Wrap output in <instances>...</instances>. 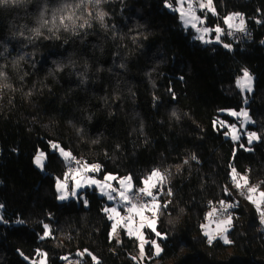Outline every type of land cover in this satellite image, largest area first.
<instances>
[{"label":"trees","instance_id":"obj_1","mask_svg":"<svg viewBox=\"0 0 264 264\" xmlns=\"http://www.w3.org/2000/svg\"><path fill=\"white\" fill-rule=\"evenodd\" d=\"M175 1L0 4V264H31L39 252L46 264H264L256 208L231 187L238 178L264 191V0H212L214 14L201 11L212 29L244 15L253 39L227 46L196 39L166 7ZM244 70L254 77L246 101L237 83ZM243 108L250 143L219 126L236 122L222 110ZM52 142L96 165L99 178L130 176L134 189L163 173L142 263L133 259L136 237L111 234L104 197L86 187L58 200L68 159ZM39 152L44 172L34 164ZM211 201L231 204L228 243L202 231ZM152 241L162 247L157 257Z\"/></svg>","mask_w":264,"mask_h":264},{"label":"rangeland","instance_id":"obj_2","mask_svg":"<svg viewBox=\"0 0 264 264\" xmlns=\"http://www.w3.org/2000/svg\"><path fill=\"white\" fill-rule=\"evenodd\" d=\"M201 4H203L204 7H201L200 6ZM189 5H191V9H189ZM166 7L169 10H172L178 13L182 26L186 29L191 28L195 33L194 36L196 39H199L204 43L214 41V42H220L224 44L225 46L227 45V43L224 42V39L225 41L227 39L221 36V32L216 31L217 28L221 29V26L218 25L213 29L211 27H208L205 24V19L200 14L201 11L204 13L211 12L214 14L215 8H214V4L212 0H211V4L208 3V0H184L182 4L179 3L178 0H176L175 3L173 4L166 3ZM182 12H183V18L181 15ZM227 17H232V15H227L225 19ZM230 23L234 24L233 17ZM193 24L195 25V27L192 26ZM204 29H208V31L205 32ZM21 55L26 58L24 53H21ZM244 71L239 75L238 80H241V78L244 75ZM247 72L249 73L251 77V82H250L251 90L249 91L247 86L245 87L238 86L243 97H245V101H246V96L250 94L254 89V77L249 71ZM245 84H247V81H245ZM244 112L247 113V117L244 116L243 114ZM221 113L234 117L236 120V122L230 123L228 121H224L223 119H220L219 126L222 129H227L226 135L234 141L237 140L238 138L240 139L242 135H245L248 137V140H247L248 143H250L249 133H248L249 131L246 129V126H247L246 124L252 122V120L248 115L247 109L243 108L241 111H236L233 109H226V110H222ZM233 113H236V115H233ZM215 124L216 125L218 124L216 120H215ZM234 136L238 138L234 139L233 138ZM254 140H256V137L253 138L251 142ZM54 145L58 147L54 148L53 147ZM60 149L62 148L59 146L58 143L56 142L51 143V150L54 152H57L63 159H65V157L61 155ZM41 153L42 152H39L34 157V164L39 170L44 172L45 171V167H44L45 155L43 154L41 156ZM38 156L41 158L40 165L36 163V158ZM71 157L72 158L68 160L74 163L75 168L79 167L82 164L86 168L87 171L94 172V169L95 170L97 169L96 165H88L86 167V165L83 164V161L81 160L80 157L79 158L73 157V156ZM155 171H158L163 177L162 180L153 177L152 180L150 181L151 184L156 185L155 187L150 188V191H152L153 196L155 197V200H153L152 197L143 195L142 202H140V204H136L137 207L132 209L131 211H129L130 205L123 202L119 198V196H117L116 199L109 200L108 195H106V193L112 192L113 189L124 190V187L129 183V180L127 178H130V183L132 185L133 191L139 189V188L134 189L132 179L128 175L119 177V176L109 173V174H106L103 178H99L95 176L94 179H89L86 176L79 175V172L75 171V173L72 176V181H71L73 182L72 185L67 180V178H64V179L58 178L57 182L59 181L60 184L63 185V187L58 188L57 182H56L55 187H56L59 201H66V200H69L70 198L77 199L80 190L88 186H91L94 191H96L100 196L104 197L107 201L105 210L112 209V208L116 209L115 212L106 211L112 222L111 234L112 235L116 234L119 231V229L122 228V229H125L129 235L136 237V239L138 238L137 242L139 244V253L137 256L133 257V259L138 263L139 262L142 263L144 261V258L146 257L145 246H146V243L148 242L146 240L144 229L145 228L151 229L150 227H148V225L150 222H153V221L155 223V228H156L157 212L160 206V202L158 198H159V195L163 191V185L165 182V177L163 173L159 170H155ZM149 176L146 179H148ZM106 177H109V178L106 179ZM91 180H96L99 183L92 184ZM77 181H79L80 186L77 185ZM121 181H124V185L121 184ZM142 187H145L144 183ZM252 188L256 189V191L255 192L249 191L248 200H250L249 196H251L252 199L250 201L252 202L255 201L254 203L260 205L264 199V197L261 196V193H264V191L257 189L255 185H251L250 189ZM113 194L115 195V193ZM62 195L65 197L64 199L60 198ZM220 202H223V201H220ZM212 203L213 202L211 201L207 204L209 208L205 216V220L201 225L202 231L207 236L208 239L209 237H211V241L218 238L225 243V238H226L227 241L229 242L228 232L232 224L231 218L222 217L218 215L217 209L211 206ZM257 214H258V211L256 212V217H257ZM229 218H230V223H226V221H228ZM0 222H4L3 207L1 204H0ZM141 222H144L146 225H144V223H141ZM155 243L158 244L160 248L162 249L159 242L155 241ZM141 244L144 245V255L143 256H141L140 254ZM153 253H155L154 244H153ZM29 262L31 264H46L47 263L46 254L44 252H39L38 257L35 260L29 261ZM66 264H80V263L77 258H71V259H66Z\"/></svg>","mask_w":264,"mask_h":264},{"label":"snow or ice","instance_id":"obj_3","mask_svg":"<svg viewBox=\"0 0 264 264\" xmlns=\"http://www.w3.org/2000/svg\"><path fill=\"white\" fill-rule=\"evenodd\" d=\"M8 2H9V0H0V4H6V3H8ZM89 2H91V3H95V4H99V3H100V0H89ZM178 2L182 4V3L184 2V0H178ZM80 3H81V4L84 3V0H80ZM208 3L211 4V0H208ZM77 6H78V5H77ZM200 6H201V7H204L203 4H201ZM189 9H191V5H189ZM104 15H105V14H104L103 12H101V13L99 14V17H98V18H99L101 21H103V17H104ZM181 15H182V18H183V12L181 13ZM237 15H238V14H237ZM66 19L71 20V19H72V16L70 15V16H68ZM231 20H232V17H227V18L225 19V23L228 24L229 27H232V26H233V25L230 23ZM242 25H243V21L241 20V25H237V27H238L239 30H241V31L243 30ZM192 26L195 27L194 24H193ZM204 31L206 32V31H208V29H204ZM216 31H217V32H220L221 30H220L219 28H217ZM226 46H227V45H226ZM245 81H247V84H245ZM250 82H251V77H250L249 73L247 72V70H245V71H244V75H243V77L241 78V80H238L237 83H238V86H241V87H245V86H247V87H248V90L250 91V90H251V88H250ZM243 114H244L245 117H247V113H246V112H244ZM233 115H236V113H233ZM255 137H256V134H255V133H249V142H251V140H252L253 138H255ZM233 138L236 139V138H238V137L234 136ZM53 147L55 148V147H58V146L54 145ZM60 152H61V155H63V156L65 157L66 160L72 158L70 152H67V151H65V150H63V149H60ZM42 155H43V153H41V156H42ZM36 163H37L38 165L41 164V158H40L39 156L36 158ZM233 172H235V169H233ZM153 177H155V178H157V179H160V180L163 179L162 175H161L158 171H155V170H154V171L151 173V175L149 176V178L146 179V180L143 182L144 185H145V187H141V188L137 189L136 192L141 193V194H143V195H145V196H148V197H152L153 200H155V197L153 196L152 191H150V188L156 186L155 184H151V183H150V181L152 180ZM108 178H109V177H106V179H108ZM127 179L129 180V183L124 187V190L113 189L112 192H110V193H106V195H108V199H109V200L116 199V197L119 196V198H120L123 202H125V203H127V204L130 205L129 211H131L132 209L136 208L137 205L134 204V203H132V200H133V198H134L135 193L133 192V188H132V185H131V183H130V178H127ZM91 183H92V184H98L99 182L96 181V180H91ZM245 183H247L246 180H245ZM121 184L124 185V181H121ZM77 185L80 186V185H79V181H77ZM240 186H241V185H240L239 183H237V187H240ZM57 187H58V188H61V187H63V185H61L60 182L58 181V182H57ZM249 191H250V192H255L256 189L252 188V189H249ZM113 193H115V195H114ZM73 194H75V193H73ZM261 196L264 197V193H261ZM60 198H61V199H64L65 197L62 195ZM249 199L251 200L252 197L249 196ZM254 202H255V201H254ZM221 203L223 204V202H221ZM225 210H226V208H225ZM257 210L260 211L259 206H258ZM106 211H112V212H115L116 209H115V208H112V209H106ZM214 211H215V210H214ZM210 215H211V214H210ZM261 218H262V222H264V212L261 213ZM226 223H230V218H229L228 221H226ZM47 227H48V226L45 225V229H47ZM148 227H150V228L152 229L153 232L156 231L154 221H153V222H150L149 225H148ZM45 235H48L47 231L45 232ZM156 235H157V236H161V233L156 232ZM209 242L211 243V237H209ZM152 243L155 245V253H154V255H155V256H159V255L161 254V252H162V249L160 248V246H159L158 244L155 243V241H152ZM225 243H228V241H227L226 238H225ZM140 254H141V256L144 255V245H143V244L140 245ZM94 259H95V258H94Z\"/></svg>","mask_w":264,"mask_h":264},{"label":"built area","instance_id":"obj_4","mask_svg":"<svg viewBox=\"0 0 264 264\" xmlns=\"http://www.w3.org/2000/svg\"><path fill=\"white\" fill-rule=\"evenodd\" d=\"M238 14V15H237ZM233 22L234 24H232V27H229V25L227 24H223L221 26V34L223 37H225L227 40L230 41H236L238 39H242V40H247V41H251L253 39V35H254V29L250 26L247 25L245 22V17L243 14L241 13H235L233 14ZM263 18H264V14H263ZM241 20L243 21V30H239V28L237 27V25H241ZM76 168L73 162H70V160L67 161V172L69 177L67 178L68 181H72V176L75 173ZM84 176L88 177L89 179H94V177L96 176V173L94 172H90V171H85L84 172ZM237 183H239L241 186L237 187ZM231 187L232 189L237 191V194L239 195L240 198L242 199H246L248 200V194H249V186L245 183H241L238 178H234L232 180L231 183ZM135 193L134 198L132 200V203L134 204H140V202H142L143 199V194L136 192V190L133 191ZM211 206H213L214 208L217 209L218 211V215L222 216V217H227L230 216L232 214V207L229 201H223V204L221 202H213L211 204ZM256 208V211L258 206L260 211H258L257 214V225H256V229L262 233V235L264 236V222H262V218H261V213L264 212V208L263 205H254ZM226 208V210H225Z\"/></svg>","mask_w":264,"mask_h":264},{"label":"bare ground","instance_id":"obj_5","mask_svg":"<svg viewBox=\"0 0 264 264\" xmlns=\"http://www.w3.org/2000/svg\"><path fill=\"white\" fill-rule=\"evenodd\" d=\"M81 160H82V158H81ZM82 165V164H81ZM79 166V167H77L76 168V171H78L79 172V175H81V176H84V172L85 171H87L86 170V168L82 165V166ZM87 167V166H86ZM70 182V181H69ZM252 202V201H251ZM252 204L253 205H258V204H256V203H254V202H252ZM261 205V204H260ZM263 208H264V206H263ZM227 217H231V215L230 216H227ZM256 225H257V223H256ZM257 230V229H256ZM257 232L262 236V238L264 239V236L262 235V233H260L258 230H257Z\"/></svg>","mask_w":264,"mask_h":264},{"label":"crops","instance_id":"obj_6","mask_svg":"<svg viewBox=\"0 0 264 264\" xmlns=\"http://www.w3.org/2000/svg\"><path fill=\"white\" fill-rule=\"evenodd\" d=\"M70 183H71V185H72L73 182L70 181ZM88 187H89L91 190H93V188H92L91 186H88ZM82 190H83V189H82ZM80 191H81V190H80ZM93 191H94V190H93ZM95 192H96V191H95ZM141 223H144V222H141ZM144 225H146V224L144 223ZM127 233H128V232H127ZM137 239H138V238H137ZM152 244H153V243H152Z\"/></svg>","mask_w":264,"mask_h":264}]
</instances>
